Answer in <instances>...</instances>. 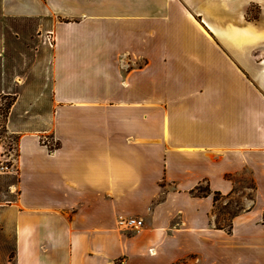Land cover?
<instances>
[{"label":"crops","instance_id":"obj_1","mask_svg":"<svg viewBox=\"0 0 264 264\" xmlns=\"http://www.w3.org/2000/svg\"><path fill=\"white\" fill-rule=\"evenodd\" d=\"M0 22L15 264H264V0H0ZM236 177L252 205L228 232L214 193Z\"/></svg>","mask_w":264,"mask_h":264},{"label":"rangeland","instance_id":"obj_2","mask_svg":"<svg viewBox=\"0 0 264 264\" xmlns=\"http://www.w3.org/2000/svg\"><path fill=\"white\" fill-rule=\"evenodd\" d=\"M13 25V24H12ZM33 27V22H24L22 25V29L24 33H29L31 28ZM30 28V30H29ZM23 33V35H24ZM39 36L34 34V37L39 38L40 42L43 44L46 43V33L42 31L39 32ZM2 34V24L0 22V36ZM36 38V40H37ZM45 41V43H44ZM35 39L32 40V47H35ZM47 44V43H46ZM47 46H49L47 44ZM24 57L31 63L30 55L27 53ZM42 56L40 54V60ZM33 61V60H32ZM29 69V68H28ZM26 65L24 68L18 70L19 79L24 85L27 82H33V85H29L28 89H39L36 85V81L38 80V72L37 70H32L28 72ZM15 72V70H14ZM28 72L27 74H25ZM21 75V76H20ZM25 77V78H24ZM20 85H17V81L13 83H9L6 85L5 89H2L0 84V144L3 145V152L8 153V149L15 144L17 146V138L16 135L11 132L8 128V115H9V108L12 104L14 94L20 92ZM27 90V89H26ZM40 140L44 143H47L51 146L56 145L57 143L54 142L53 138H51V134L48 132H41L40 133ZM1 155V153H0ZM0 264H15L14 256V227H13V217L10 213L6 212V209L14 205V201L16 199L17 193H11L9 186L15 184L17 180V175L8 174V175H1L0 176ZM207 191L206 183H203L199 186L198 193L202 194ZM253 187L251 182L248 179H244L241 177H236V188L234 193H232L229 198H223L220 196L217 202H215L214 207V215H215V222L220 225H224L225 227L229 225L233 214L235 212H242L248 208L249 205H252ZM264 212V211H263ZM237 213V214H238ZM264 216V213H263ZM136 217V216H135ZM264 220V218H263ZM144 225V223H143ZM216 226V223H215ZM139 230H129V235H134L139 233L142 228ZM217 227V226H216ZM123 257L118 258V264H122ZM126 264V263H124ZM171 264H203L200 259L196 256H186L182 259L174 260Z\"/></svg>","mask_w":264,"mask_h":264},{"label":"built area","instance_id":"obj_3","mask_svg":"<svg viewBox=\"0 0 264 264\" xmlns=\"http://www.w3.org/2000/svg\"><path fill=\"white\" fill-rule=\"evenodd\" d=\"M45 41L51 47L54 45L55 37L52 30H49L48 33H46ZM17 152V146L13 144L11 149H8V153H4L3 145L0 144V176L5 174H14L18 176L19 173L16 164ZM9 189L11 193L18 192L15 184L10 185ZM117 226L121 230H139L143 226V219L135 216H119L117 220ZM124 263L125 260L123 259L122 264Z\"/></svg>","mask_w":264,"mask_h":264},{"label":"trees","instance_id":"obj_4","mask_svg":"<svg viewBox=\"0 0 264 264\" xmlns=\"http://www.w3.org/2000/svg\"><path fill=\"white\" fill-rule=\"evenodd\" d=\"M207 191H208V188H207ZM220 196H222V194H220V192L216 191V192L214 193V201L217 202L218 199L220 198ZM237 213H238V212H235V213L233 214L232 218H233ZM216 226H217L218 228H224L226 231L230 232V231H231V228H232V220H231V222L229 223V225L226 226V227H225L224 225H220V224H218L217 222H216Z\"/></svg>","mask_w":264,"mask_h":264}]
</instances>
